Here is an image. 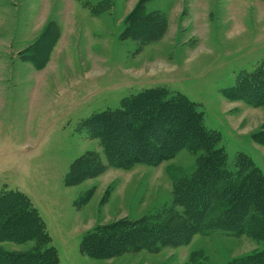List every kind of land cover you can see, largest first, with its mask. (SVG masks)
<instances>
[{
  "label": "rangeland",
  "instance_id": "1",
  "mask_svg": "<svg viewBox=\"0 0 264 264\" xmlns=\"http://www.w3.org/2000/svg\"><path fill=\"white\" fill-rule=\"evenodd\" d=\"M142 2L0 0V195L29 199L61 264L239 262L264 251V230L255 229L261 222L251 226L256 235L212 230L159 253L95 260L82 252L83 238L99 227L186 218L175 181L202 164L201 153L185 148L158 166L110 167L93 134L106 130L93 120L120 111L126 99L151 90L185 98L217 137L227 168L244 156L264 179L257 137L264 134V105L228 97L264 64V0H152L136 11ZM157 12L167 27L144 45L137 35ZM89 161L94 166L83 167ZM86 169L97 175L86 177ZM43 249L37 241L0 244L5 253Z\"/></svg>",
  "mask_w": 264,
  "mask_h": 264
},
{
  "label": "trees",
  "instance_id": "2",
  "mask_svg": "<svg viewBox=\"0 0 264 264\" xmlns=\"http://www.w3.org/2000/svg\"><path fill=\"white\" fill-rule=\"evenodd\" d=\"M142 1L136 11L152 0ZM133 19L135 15L127 21ZM145 19L149 28L137 35L144 45L159 40L167 27L163 13ZM228 97L252 107L263 106L264 64L242 78ZM122 106L118 112L99 115L93 120L95 128L106 130L93 134L101 139L110 167L127 170L137 165L158 166L185 148L201 153L202 164L192 176L177 177L175 181L176 204L184 209L186 218L176 215L167 222L144 219L99 227L83 238L81 247L85 255L106 260L127 253H159L165 247L186 246L196 235L212 230L236 236L256 235L251 228L256 222L261 223L255 229L264 230L263 177L256 168L249 167L244 156L237 161V168H227L223 148L218 147L217 137L205 129L193 103L181 96L169 98L151 90L126 99ZM257 137L264 143V134ZM243 160H247L246 166ZM90 162L83 163V167L94 166ZM84 174L94 178L97 171L86 169ZM179 217L182 221L174 222ZM30 241H37L38 246L44 247L43 251L31 254L0 251V264H61L45 224L29 199L13 191L1 194L0 244ZM232 264H264V251Z\"/></svg>",
  "mask_w": 264,
  "mask_h": 264
}]
</instances>
